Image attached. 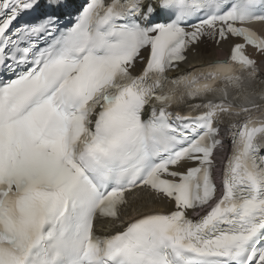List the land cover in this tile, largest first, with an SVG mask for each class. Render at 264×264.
Segmentation results:
<instances>
[{"label":"snow or ice","instance_id":"obj_1","mask_svg":"<svg viewBox=\"0 0 264 264\" xmlns=\"http://www.w3.org/2000/svg\"><path fill=\"white\" fill-rule=\"evenodd\" d=\"M67 6L0 0V264H264V0ZM137 189L172 207L96 235Z\"/></svg>","mask_w":264,"mask_h":264},{"label":"bare ground","instance_id":"obj_2","mask_svg":"<svg viewBox=\"0 0 264 264\" xmlns=\"http://www.w3.org/2000/svg\"><path fill=\"white\" fill-rule=\"evenodd\" d=\"M256 27L263 29L264 25L256 24ZM231 43L232 41L229 40L217 44L214 40L205 39L188 52V59L180 65V68L185 70L222 59L228 54ZM261 70L264 72V65L261 66ZM159 201L155 200L148 193H136L130 198V208L124 211V216L118 222L107 221L103 223L98 227V231L102 234L112 233L123 225V223L134 218L138 213L150 212L157 209L161 210L162 208L168 210L171 207L170 204L165 203V200Z\"/></svg>","mask_w":264,"mask_h":264}]
</instances>
